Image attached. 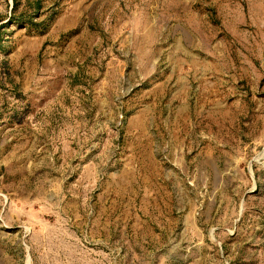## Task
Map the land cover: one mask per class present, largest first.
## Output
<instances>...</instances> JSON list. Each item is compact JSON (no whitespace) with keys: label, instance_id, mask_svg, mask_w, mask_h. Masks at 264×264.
<instances>
[{"label":"rangeland","instance_id":"374dc122","mask_svg":"<svg viewBox=\"0 0 264 264\" xmlns=\"http://www.w3.org/2000/svg\"><path fill=\"white\" fill-rule=\"evenodd\" d=\"M0 264H264V0H0Z\"/></svg>","mask_w":264,"mask_h":264}]
</instances>
